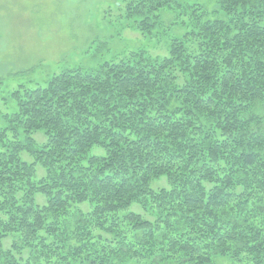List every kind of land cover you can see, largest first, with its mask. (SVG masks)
I'll list each match as a JSON object with an SVG mask.
<instances>
[{
  "label": "trees",
  "instance_id": "1",
  "mask_svg": "<svg viewBox=\"0 0 264 264\" xmlns=\"http://www.w3.org/2000/svg\"><path fill=\"white\" fill-rule=\"evenodd\" d=\"M214 1L185 9L166 57L65 69L12 94L0 264H264V0ZM121 2L146 34L181 6Z\"/></svg>",
  "mask_w": 264,
  "mask_h": 264
},
{
  "label": "rangeland",
  "instance_id": "2",
  "mask_svg": "<svg viewBox=\"0 0 264 264\" xmlns=\"http://www.w3.org/2000/svg\"><path fill=\"white\" fill-rule=\"evenodd\" d=\"M178 1L181 6L161 11L159 22L146 34L126 19L121 0H0V129L7 125L3 116L17 112L15 91L42 88L65 69L95 71L132 53L166 57L171 40L188 31V6L218 12L214 0ZM32 137L44 141L41 132ZM92 153L100 154L95 149ZM22 158L29 161L26 155ZM165 186L164 180L151 184L152 189ZM216 263L230 264L223 259Z\"/></svg>",
  "mask_w": 264,
  "mask_h": 264
}]
</instances>
